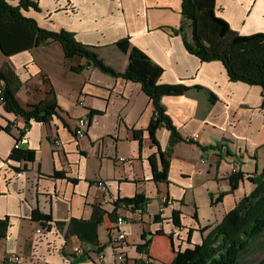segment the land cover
<instances>
[{"label":"crops","instance_id":"crops-1","mask_svg":"<svg viewBox=\"0 0 264 264\" xmlns=\"http://www.w3.org/2000/svg\"><path fill=\"white\" fill-rule=\"evenodd\" d=\"M31 1L41 11L30 10L27 17L43 29L74 33L78 42L97 47L116 71L127 69L129 56L115 44L129 38L163 69L162 85L190 91L162 99L184 141L169 158V182H157L150 159L157 156L160 166L159 149L146 132L155 108L141 85L87 67L84 58H68L59 42L40 41L23 26L0 22V70L9 65L21 79V106L28 110L52 92L59 105L54 120L27 126L24 118L5 111L0 97V220L9 219L7 236L0 238V264L10 255L22 256L19 264H98L75 254L81 246L77 237L66 241L54 225L49 229L34 220L36 210L66 223L64 232L73 219L91 221L98 210L103 264H120L111 247L117 238V218H110L115 213L126 220L122 231L130 258L171 263L176 251L201 244L255 189L248 179L264 173V88L233 82L222 62H203L187 50L171 30L182 25L183 0ZM215 13L239 35L264 34V0H215ZM79 67L84 69L75 71ZM81 118L89 122L84 139L75 133ZM8 126L11 132L4 130ZM136 131H145L142 142ZM21 137L20 150L34 152V161L12 160ZM156 138L166 153L170 130L160 128ZM234 169L244 175L236 191L230 181ZM137 194L150 200L146 212L118 203ZM174 212L180 213V227ZM143 235L152 244L138 251L146 243Z\"/></svg>","mask_w":264,"mask_h":264},{"label":"trees","instance_id":"trees-1","mask_svg":"<svg viewBox=\"0 0 264 264\" xmlns=\"http://www.w3.org/2000/svg\"><path fill=\"white\" fill-rule=\"evenodd\" d=\"M16 1H18L17 5H15ZM30 10L40 12L39 3L31 0H0V22L23 26L40 41L59 42L68 58H84L87 60V67H94L112 77L141 85L155 108L154 117L146 131L154 146L159 149L160 166L157 156L150 159L154 179L157 182L168 183L169 158L175 146L184 139L167 115L162 99L165 96L184 95L190 89L183 85H162L160 79L163 69L144 52L134 47L129 38L115 44L119 51L129 56L127 69L118 72L103 61L96 52L97 47L78 42L74 33L66 30L53 32L41 28L36 20L25 15ZM182 16L181 27L178 30H171L182 36L187 50L192 55L203 62H222L233 82L264 88V34L242 36L234 32L225 20L216 15L215 0H183ZM83 69L79 67L75 71L80 72ZM0 83L5 111L24 118L27 126L30 122L49 123L58 116L59 105L55 92H52L47 100L28 110L21 106L18 93L22 88V81L9 65H5L0 70ZM162 127H166L171 132L169 149L166 153L161 151L156 138L157 131ZM4 130L11 132L9 126ZM144 132L136 131L135 138L142 142ZM22 135L24 136V132ZM12 160L34 161L35 153L15 149ZM56 176L62 174L57 173ZM243 180L242 173L232 175L230 178L232 191H236ZM248 180L255 185V189L241 199L220 224L209 231L201 244H190V247L176 251L171 263L161 264H243L251 256L264 254V173ZM220 199L218 198L216 202ZM149 201L143 194H137L133 198L120 199L118 203L136 211L146 212ZM95 213L96 216L91 221L73 219L68 224L66 232H64L66 223L54 222L52 217L42 215L38 210L34 211L33 218L44 225H49V229L54 225L56 231L66 241L71 237H77L84 248L102 253L104 247L100 244L98 229L103 224V217H98V210ZM179 215L180 213L174 212V224L178 227L181 226ZM110 218L118 220L119 217L114 213ZM8 228L9 219L0 220V238L7 236ZM206 231L207 229L203 233ZM142 239L146 243L143 246L139 245L138 251L148 249L152 244V239L147 240V235H143Z\"/></svg>","mask_w":264,"mask_h":264},{"label":"built area","instance_id":"built-area-1","mask_svg":"<svg viewBox=\"0 0 264 264\" xmlns=\"http://www.w3.org/2000/svg\"><path fill=\"white\" fill-rule=\"evenodd\" d=\"M2 96V91L0 92V97ZM2 98V97H1ZM89 122L86 118H81L77 121L75 126V133L79 139H84L87 136ZM197 139L198 136H195ZM24 141V138L21 137L15 144V149L19 150L21 148V144ZM55 145L57 147H61L62 143L59 140L55 141ZM122 161H126L125 158L121 159ZM238 169H234L233 173L237 174ZM99 187L103 191H107V185L104 182H99ZM163 203L168 204L169 198L164 197ZM126 224V220L123 217H119L116 226H115V234L117 236L116 241L112 244L111 247L113 249V253L115 255L116 260L120 264H156L151 258H130L126 253V241H127V233L122 231V226ZM38 234L42 233L41 229L37 230ZM75 254L78 256H86L88 257L89 262H95L98 264H103L106 260L105 253H95L91 249L84 248L80 246L75 249ZM7 264H19L22 262V256L20 255H10L7 258Z\"/></svg>","mask_w":264,"mask_h":264},{"label":"rangeland","instance_id":"rangeland-1","mask_svg":"<svg viewBox=\"0 0 264 264\" xmlns=\"http://www.w3.org/2000/svg\"><path fill=\"white\" fill-rule=\"evenodd\" d=\"M132 240H134V238H131V241ZM262 261H264V254L251 256L247 258L243 264H258Z\"/></svg>","mask_w":264,"mask_h":264},{"label":"water","instance_id":"water-1","mask_svg":"<svg viewBox=\"0 0 264 264\" xmlns=\"http://www.w3.org/2000/svg\"><path fill=\"white\" fill-rule=\"evenodd\" d=\"M258 264H264V261H262V262H260V263H258Z\"/></svg>","mask_w":264,"mask_h":264}]
</instances>
